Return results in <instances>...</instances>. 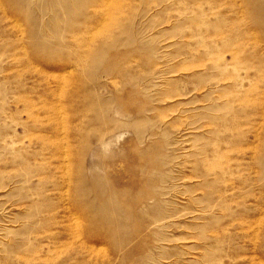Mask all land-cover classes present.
Instances as JSON below:
<instances>
[{"label": "rangeland", "instance_id": "obj_1", "mask_svg": "<svg viewBox=\"0 0 264 264\" xmlns=\"http://www.w3.org/2000/svg\"><path fill=\"white\" fill-rule=\"evenodd\" d=\"M0 264H264V0H0Z\"/></svg>", "mask_w": 264, "mask_h": 264}]
</instances>
